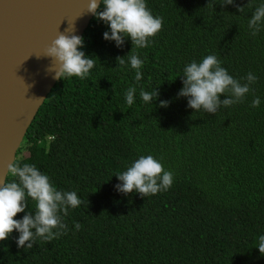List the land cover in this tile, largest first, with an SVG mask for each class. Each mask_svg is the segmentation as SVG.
I'll return each mask as SVG.
<instances>
[{
	"label": "trees",
	"instance_id": "trees-1",
	"mask_svg": "<svg viewBox=\"0 0 264 264\" xmlns=\"http://www.w3.org/2000/svg\"><path fill=\"white\" fill-rule=\"evenodd\" d=\"M145 2L163 24L148 47L135 49L141 80L127 63L130 39L119 48L104 40L108 26L92 16L79 50L94 67L85 79L53 85L16 152L13 163L35 165L83 201L63 217L66 234L23 249L14 230L0 241V264H264L255 248L264 235V23L255 36L248 27L264 0ZM207 55L241 84L250 72L257 77L241 102L215 114L177 95L183 68ZM141 89L159 95L145 103ZM142 155L173 173L172 186L145 198L118 192L116 174ZM15 179L8 172L5 183ZM28 205L35 210V201Z\"/></svg>",
	"mask_w": 264,
	"mask_h": 264
},
{
	"label": "clouds",
	"instance_id": "clouds-1",
	"mask_svg": "<svg viewBox=\"0 0 264 264\" xmlns=\"http://www.w3.org/2000/svg\"><path fill=\"white\" fill-rule=\"evenodd\" d=\"M103 5V11L98 9ZM233 0H223L222 5H231ZM243 10L242 8L238 9ZM87 13L108 26L103 33V39L114 41L116 47H122L125 39L131 41V54H127V63L136 70L135 80L142 78L140 71L143 61L138 58L135 49L149 46L151 38L161 30L162 17L153 16L145 0H89ZM264 23V4L257 7L248 21L251 35L255 36ZM75 29L72 28L73 32ZM83 47V38L76 35L59 33L46 48L43 56L51 59L48 71L53 78L65 80L72 77L85 79L94 67L96 60L79 50ZM119 65H125L124 57H117ZM55 65L52 68V65ZM183 87L179 97H186L187 106L194 111L215 114L223 107H229L243 100L249 93L250 86L257 77L251 72L241 84L228 74L221 66V61L215 55H207L200 62L192 61L183 68ZM135 87H130L125 93V100L130 107L134 103ZM141 99L152 103L159 95L155 89L152 92L140 90ZM226 98L221 100L220 96ZM260 105L259 97L253 99L251 107ZM161 107H167L168 101H160ZM7 171L16 179L4 182L0 186V241L8 239L15 230L19 235L16 239L18 248L31 249L37 240L50 242L67 232V224L63 217L70 209L79 207L83 201L75 191L57 190L50 182L49 176L41 172L35 165L25 163L20 166L12 163ZM120 181L115 188L118 192L128 195L136 192L142 198L167 191L173 184L174 175L165 170L163 165L152 155L140 156L123 172L116 174ZM35 201L34 211L29 208L28 200ZM25 213L22 219H14L18 213ZM76 230L81 228L75 223ZM264 256V235L258 239L255 247Z\"/></svg>",
	"mask_w": 264,
	"mask_h": 264
},
{
	"label": "water",
	"instance_id": "water-1",
	"mask_svg": "<svg viewBox=\"0 0 264 264\" xmlns=\"http://www.w3.org/2000/svg\"><path fill=\"white\" fill-rule=\"evenodd\" d=\"M88 2L0 0V186L28 126L58 81L48 71L52 61L43 56L45 50L59 33L82 36L93 16L86 12Z\"/></svg>",
	"mask_w": 264,
	"mask_h": 264
},
{
	"label": "rangeland",
	"instance_id": "rangeland-1",
	"mask_svg": "<svg viewBox=\"0 0 264 264\" xmlns=\"http://www.w3.org/2000/svg\"><path fill=\"white\" fill-rule=\"evenodd\" d=\"M23 154H24V152H23Z\"/></svg>",
	"mask_w": 264,
	"mask_h": 264
}]
</instances>
